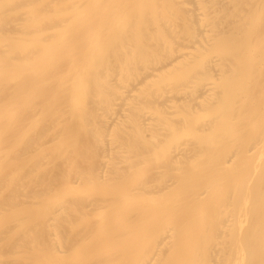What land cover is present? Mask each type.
Returning a JSON list of instances; mask_svg holds the SVG:
<instances>
[{"label": "bare ground", "instance_id": "bare-ground-1", "mask_svg": "<svg viewBox=\"0 0 264 264\" xmlns=\"http://www.w3.org/2000/svg\"><path fill=\"white\" fill-rule=\"evenodd\" d=\"M0 264H264V0H0Z\"/></svg>", "mask_w": 264, "mask_h": 264}]
</instances>
